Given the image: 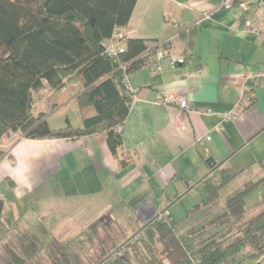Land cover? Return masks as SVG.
I'll use <instances>...</instances> for the list:
<instances>
[{"label": "crops", "instance_id": "crops-1", "mask_svg": "<svg viewBox=\"0 0 264 264\" xmlns=\"http://www.w3.org/2000/svg\"><path fill=\"white\" fill-rule=\"evenodd\" d=\"M247 1L223 9L221 0H137L120 28L125 40L168 41L169 54L187 62L161 73L143 67L125 77L134 93L121 129L127 165L112 156L104 134L18 136L0 158L2 217L11 215L14 229L40 246L58 242L73 264H91L129 239L125 232H109L117 225L138 231L164 212L172 224L173 211L205 212L209 222L248 182H258L244 199L248 213L262 211L257 205L264 199V84L251 85L254 99L247 103L239 79L264 66V45L243 28L246 21L261 25L252 6H240ZM150 61L156 63L155 55ZM165 97L185 98L191 111L161 104ZM238 105L236 119L226 121L223 114ZM223 177L228 181L218 204L206 207L205 184L220 186ZM248 198L254 201L250 206ZM32 207L41 208L40 219L55 216L27 219L25 209ZM98 231H106L98 234L104 241L82 240ZM69 233L72 241H60Z\"/></svg>", "mask_w": 264, "mask_h": 264}, {"label": "trees", "instance_id": "trees-1", "mask_svg": "<svg viewBox=\"0 0 264 264\" xmlns=\"http://www.w3.org/2000/svg\"><path fill=\"white\" fill-rule=\"evenodd\" d=\"M136 1L0 0V140L18 132L34 140L104 134L112 156L121 167L127 165L121 129L134 93L127 89L125 77L151 67L150 57L164 46L158 41L113 39L127 25ZM107 40L123 47L119 59L106 55ZM74 79L82 86L75 98L81 127L67 123L52 129L45 114L31 113L32 93L46 85L58 90ZM3 155L0 150V158ZM227 181L223 177L220 186L205 184L206 207L218 204L219 190ZM257 185L244 184L225 201L221 215L185 237L177 235L169 220L156 217L138 231L141 237L126 241L123 256L109 264H240L245 258L261 264L264 208L248 217L244 200ZM262 206L264 199L257 205ZM2 211L0 201V223ZM2 256L6 264H73L57 242L42 247L27 234L2 243Z\"/></svg>", "mask_w": 264, "mask_h": 264}, {"label": "rangeland", "instance_id": "rangeland-1", "mask_svg": "<svg viewBox=\"0 0 264 264\" xmlns=\"http://www.w3.org/2000/svg\"><path fill=\"white\" fill-rule=\"evenodd\" d=\"M82 92V86L80 82L77 79H74L64 85L63 88L58 90H53L47 85L45 86V89L39 93H32L34 104L32 106L31 113L36 116L40 113L45 114V120L48 124V126L52 129L62 128L67 125V123L74 128H79L82 126V121L80 114L77 110L76 101L75 98L77 95H79ZM15 134V135H14ZM11 134L8 139H2L0 140V150H5L6 147L18 136H22L19 132ZM12 136V137H11ZM6 146V147H4ZM264 189V188H263ZM251 198L247 199V204L250 206V204H253ZM59 204V202H58ZM46 206H42V209L44 210ZM40 207H32L31 209L26 208L25 210L28 211L27 213V219L32 218L33 216L36 218H39V210ZM60 211H65L67 209V205H62L59 208ZM261 209L256 210L254 208L250 209V212L248 213V216H255L258 213H260ZM62 212V213H63ZM50 216V218L54 217L55 215H47ZM46 215H42L43 219L47 217ZM171 218L174 220L172 222L175 232L178 236L185 237L191 234L193 231L199 229L203 225H205L208 221L205 218H208L205 212H197L194 211L192 213H178L177 211L171 212ZM169 216V218H170ZM41 217V219H42ZM40 218L38 220H41ZM37 220V221H38ZM0 223V264H6L3 256H2V243L11 244L16 241L17 235L22 234L16 231L14 229L15 223L14 218L11 215L4 214ZM264 222V221H262ZM39 224V223H38ZM117 228L115 230L109 231L110 233H116L117 235L119 233H126L125 237H128L129 240L135 241V237H139L140 233L135 229H130L122 231L121 228L117 225ZM93 232V230H89V233ZM106 231H98L95 234V237L91 236H85L82 238L83 241H104V238H100L98 234H104ZM108 232V231H107ZM115 234V235H116ZM138 234V235H137ZM137 235V236H136ZM142 235V234H141ZM73 234L69 233L68 236L60 239V241H72ZM141 237V236H140ZM136 238V239H137ZM106 241V239H105ZM58 243V242H57ZM51 245V244H50ZM60 247H62L61 244L58 243ZM123 244L117 246L112 252L117 250L119 247H121ZM46 247V246H42ZM111 252V253H112ZM108 258V257H106ZM97 260L96 262H92L91 264H100L103 260ZM86 260L88 258L86 257ZM261 264H264V257L260 260ZM257 261L251 260L249 258L242 259L240 264H256Z\"/></svg>", "mask_w": 264, "mask_h": 264}, {"label": "built area", "instance_id": "built-area-1", "mask_svg": "<svg viewBox=\"0 0 264 264\" xmlns=\"http://www.w3.org/2000/svg\"><path fill=\"white\" fill-rule=\"evenodd\" d=\"M240 0H221V7L223 9H230L235 3ZM242 7L247 9V7L252 6L257 13V15L261 19V25L257 26L253 24L251 21H246L243 28L249 34H251L254 39L260 44L264 45V0H248L246 3H241ZM124 37V34L119 30L113 37L114 40L121 41ZM163 49L158 51L155 55L156 63L151 65L150 70L152 73H161L164 69L168 68H176L177 66L184 65L187 60L183 57H177L169 54V42L164 41ZM123 47L112 41L107 47H105L106 55L111 59H119V55L123 54ZM239 82L243 86V98L247 103H251L254 99V90L251 85H254L257 82L264 84V66L255 72H248L243 75ZM160 103L163 105H168L174 103L180 110L190 112V108L185 98H174L173 100L168 99L167 97L160 100ZM240 109L239 105L236 106L231 111H228L223 114V117L226 121H233L236 119L238 115V110ZM209 137L205 139L208 141ZM203 139H199L200 144H204ZM160 219L168 220V213L164 212L158 215ZM142 234V233H141ZM137 238V237H136ZM125 251V246L119 247L117 250L112 252L108 258L103 260L100 264H109L111 260H114L118 257H122Z\"/></svg>", "mask_w": 264, "mask_h": 264}]
</instances>
